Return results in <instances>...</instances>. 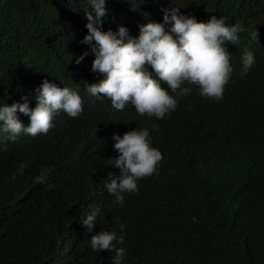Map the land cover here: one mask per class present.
<instances>
[{
  "label": "trees",
  "instance_id": "1",
  "mask_svg": "<svg viewBox=\"0 0 264 264\" xmlns=\"http://www.w3.org/2000/svg\"><path fill=\"white\" fill-rule=\"evenodd\" d=\"M178 5L198 20L215 15L246 30L238 45L226 42L234 71L223 98L201 96L194 86L157 119L131 104L118 111L86 91L103 78L92 71L90 45L81 43L87 0H0V104L27 95L34 107L45 78L84 100L78 117L54 116L47 134L0 141L7 145L0 150V264H112L115 253L94 251L90 239L101 230L119 235L120 224L124 264H264V0H106L103 29L123 24L138 35L140 23L162 22V9ZM245 48L255 63L241 76ZM136 127L151 130L163 159L120 206L105 187L109 172L120 174L107 165L119 154L112 137ZM97 207L88 232L80 221Z\"/></svg>",
  "mask_w": 264,
  "mask_h": 264
},
{
  "label": "clouds",
  "instance_id": "2",
  "mask_svg": "<svg viewBox=\"0 0 264 264\" xmlns=\"http://www.w3.org/2000/svg\"><path fill=\"white\" fill-rule=\"evenodd\" d=\"M87 2V33L81 43L90 45L94 54L92 71L103 76L98 82L87 83L86 91L91 96L109 98L118 111L131 104L139 115L157 119L175 111L179 100L191 94L194 86L201 96L217 101L223 98L234 71L226 42L238 45L239 34L246 30L239 21L229 24L215 15L207 21L198 20L194 15L181 13L178 5L162 9V22L140 23L139 34L132 35L123 24L117 30L103 29L108 14L106 0ZM249 36L252 40L258 38L256 31ZM88 54L85 50L75 62L81 63ZM241 61L240 75L244 76L255 63L254 52L245 48ZM34 99V107L27 95L21 97L22 102L0 104V141L15 142L21 134H47L55 126L54 116L61 111L73 118L84 111V100L77 90L61 87L47 78L36 88ZM18 113L29 116L30 122L25 124ZM158 129L153 123L151 130ZM151 130L136 127L122 136L113 133V146L119 154L110 157L107 165L119 168L120 174L109 172L105 187L120 206L125 203L124 194L138 192L137 181L154 174L163 159L162 152L151 143ZM6 149V144L0 148ZM25 168L21 163L18 174L23 175ZM99 213L97 207L81 219L88 232H93ZM124 242L123 224L119 235L115 230H101L90 239L94 251L115 253L112 264H124L127 253L120 246Z\"/></svg>",
  "mask_w": 264,
  "mask_h": 264
}]
</instances>
